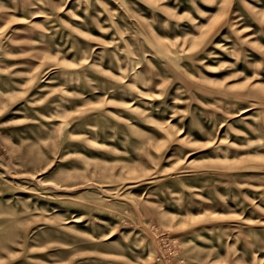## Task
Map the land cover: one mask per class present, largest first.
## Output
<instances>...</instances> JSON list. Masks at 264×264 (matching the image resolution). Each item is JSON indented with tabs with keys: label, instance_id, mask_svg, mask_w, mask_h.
<instances>
[{
	"label": "rangeland",
	"instance_id": "rangeland-1",
	"mask_svg": "<svg viewBox=\"0 0 264 264\" xmlns=\"http://www.w3.org/2000/svg\"><path fill=\"white\" fill-rule=\"evenodd\" d=\"M0 264H264V0H0Z\"/></svg>",
	"mask_w": 264,
	"mask_h": 264
}]
</instances>
